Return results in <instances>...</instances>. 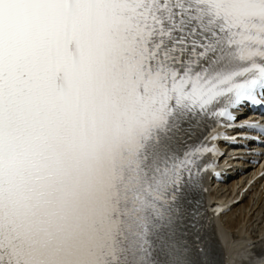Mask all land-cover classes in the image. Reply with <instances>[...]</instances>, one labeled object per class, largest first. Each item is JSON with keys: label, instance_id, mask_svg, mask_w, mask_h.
<instances>
[{"label": "snow or ice", "instance_id": "6c2138e0", "mask_svg": "<svg viewBox=\"0 0 264 264\" xmlns=\"http://www.w3.org/2000/svg\"><path fill=\"white\" fill-rule=\"evenodd\" d=\"M221 142L264 157V0H0V264H212Z\"/></svg>", "mask_w": 264, "mask_h": 264}, {"label": "bare ground", "instance_id": "6f19581e", "mask_svg": "<svg viewBox=\"0 0 264 264\" xmlns=\"http://www.w3.org/2000/svg\"><path fill=\"white\" fill-rule=\"evenodd\" d=\"M227 193V191H224L223 194ZM248 203V202H247ZM245 206H246V203H243V204H239L237 205V209H239V213L238 215H236L235 217L233 218H230V216L232 215V213L234 212V210H232L231 212H229L228 214L222 216V217H219V221H221V219H225V222L222 223L223 225H225L224 227H234L235 225L238 224V221L240 220V218L244 217L245 213L247 212H244L243 213V216L240 215V213H242V210L245 209ZM258 216V213H256L254 216H252L251 218H249V223L247 225V228H246V231L250 234L251 231L253 229H258L259 228V222L257 221L259 218L257 217ZM249 229H251V231H249ZM237 240V239H236ZM226 244H231L229 242H226Z\"/></svg>", "mask_w": 264, "mask_h": 264}]
</instances>
